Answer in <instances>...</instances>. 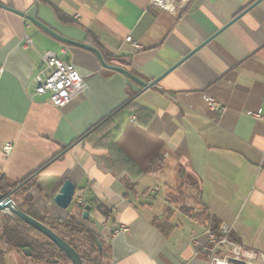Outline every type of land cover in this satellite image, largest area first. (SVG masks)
<instances>
[{
    "label": "crops",
    "instance_id": "0c3cea01",
    "mask_svg": "<svg viewBox=\"0 0 264 264\" xmlns=\"http://www.w3.org/2000/svg\"><path fill=\"white\" fill-rule=\"evenodd\" d=\"M26 14L159 81L143 88ZM48 50L87 82L64 107L30 97ZM0 65V173L17 185L38 172L28 192L53 217H78L54 201L67 180L73 201L100 200L105 212L85 223L104 240L105 264H209L201 247L210 220L192 216L197 200L264 251V0H184L174 12L150 0H0ZM122 226L129 231L115 233ZM0 264L26 258L4 251Z\"/></svg>",
    "mask_w": 264,
    "mask_h": 264
},
{
    "label": "trees",
    "instance_id": "16d2710c",
    "mask_svg": "<svg viewBox=\"0 0 264 264\" xmlns=\"http://www.w3.org/2000/svg\"><path fill=\"white\" fill-rule=\"evenodd\" d=\"M93 45L100 51L108 64L113 63L114 56L108 54L96 40H94ZM121 107L113 113H116ZM158 167H160L159 164L152 165L150 169L156 170ZM37 176L35 175L27 180L30 177L28 176L26 178L27 181L24 180L20 184L11 185L8 183L6 175L0 173V192H13V198L22 197L23 200L18 204V207L52 228L62 238L68 241L79 252L85 264H105L104 258L106 256V250L104 248V240L85 223H91V215L95 210L105 212V205L97 198L89 200L84 206H80L76 201H73L72 205L75 206L78 217H53L48 213H40L33 206V198L28 192L34 185ZM197 201L200 206V212L197 214L193 212L192 216L203 222L210 220L211 230L220 234L222 225L219 219L215 216L210 218L207 209L199 200ZM86 204H89L90 207L89 216L84 218L83 212ZM183 208L188 212L192 211L189 208ZM40 236L45 237L33 226L16 216L5 214L0 218V253L4 251L20 253L24 258L28 259L26 264H62L63 262L72 264L71 260L55 243L49 240L43 241L40 239ZM232 238L238 241L234 235H232ZM99 242L102 244V248L99 247ZM25 250H30L32 254L27 256L24 253Z\"/></svg>",
    "mask_w": 264,
    "mask_h": 264
},
{
    "label": "built area",
    "instance_id": "2783aa9c",
    "mask_svg": "<svg viewBox=\"0 0 264 264\" xmlns=\"http://www.w3.org/2000/svg\"><path fill=\"white\" fill-rule=\"evenodd\" d=\"M150 3L174 12L183 6L184 0H150ZM127 40L132 42L137 50L141 48L140 44L133 42L130 36L127 37ZM32 46L33 40L26 34L23 48L28 49ZM65 52L66 50H64ZM42 58L43 66L33 78L36 88L35 93L30 95L31 98H34L35 94L48 95L52 105L64 107L86 90L87 82L84 76L75 64L68 61L63 54L48 50L42 54ZM3 72L4 68L0 65V77ZM207 100L211 108L223 113L224 106L214 98L207 97ZM255 116L261 117L259 113ZM3 151L6 155L10 154L12 145L6 144ZM76 203L84 206L85 199L78 197ZM128 231V227L122 226L115 233ZM206 233L208 242L201 247V252L207 256L209 264H229V258H237L238 264H264V251L234 240L230 226H222L221 233L217 234L211 230L209 224Z\"/></svg>",
    "mask_w": 264,
    "mask_h": 264
},
{
    "label": "water",
    "instance_id": "95a60500",
    "mask_svg": "<svg viewBox=\"0 0 264 264\" xmlns=\"http://www.w3.org/2000/svg\"><path fill=\"white\" fill-rule=\"evenodd\" d=\"M254 5V4H253ZM252 6L247 8L244 12L248 11ZM23 15L22 12H19ZM25 15V14H24ZM26 17L38 25H40L42 28L46 29L51 34L59 37L63 41L84 47L86 49H89L93 51L99 58L101 64L105 67L117 70L123 74H125L130 79L134 80L138 84H140L143 88H150L154 86L159 79L154 80L153 82H146L145 80L140 79L136 75H134L132 72L127 70L124 67L108 64L102 57V54L100 51L89 44L78 42L75 40H71L68 38H64L53 32L50 28H48L46 25L38 21L37 19L31 17L30 15L26 14ZM38 172L33 174L32 176L28 177L27 180L34 177ZM25 180V181H27ZM76 194V186L74 183H72L70 180H67L63 183L62 187L60 188L59 192L55 195L54 201L55 203L60 206L63 209H68L74 199V196ZM89 204H86L83 217L87 218L89 216ZM0 211H4L7 214H10L12 216H16L29 225L33 226L35 229H37L39 232H41L49 241L55 243L63 252L64 254L71 260L72 264H85L82 257L80 256L79 252L64 238H62L56 231H54L52 228L41 222L40 220L36 219L35 217L31 216L30 214L26 213L24 210L18 207V205L15 203L13 199V192L8 193H1L0 192ZM99 247L102 248V244L99 242ZM24 253L27 256H30L32 253L30 250H25Z\"/></svg>",
    "mask_w": 264,
    "mask_h": 264
},
{
    "label": "rangeland",
    "instance_id": "374dc122",
    "mask_svg": "<svg viewBox=\"0 0 264 264\" xmlns=\"http://www.w3.org/2000/svg\"><path fill=\"white\" fill-rule=\"evenodd\" d=\"M14 199V201H15V203L18 205V204H20L21 202H22V197H15V198H13ZM5 214H7V213H5L4 211H0V218L3 216V215H5ZM40 239H42L43 241H48V239L46 238V237H41L40 236ZM79 245H81V244H79ZM28 262V259H26V263ZM62 264H69V263H67V262H63Z\"/></svg>",
    "mask_w": 264,
    "mask_h": 264
},
{
    "label": "bare ground",
    "instance_id": "6f19581e",
    "mask_svg": "<svg viewBox=\"0 0 264 264\" xmlns=\"http://www.w3.org/2000/svg\"><path fill=\"white\" fill-rule=\"evenodd\" d=\"M229 264H238L237 258H229Z\"/></svg>",
    "mask_w": 264,
    "mask_h": 264
}]
</instances>
